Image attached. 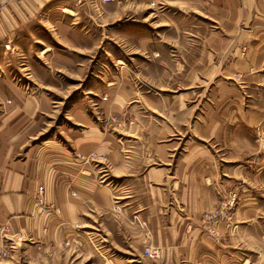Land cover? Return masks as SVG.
Here are the masks:
<instances>
[{"label":"rangeland","instance_id":"374dc122","mask_svg":"<svg viewBox=\"0 0 264 264\" xmlns=\"http://www.w3.org/2000/svg\"><path fill=\"white\" fill-rule=\"evenodd\" d=\"M207 2L50 1L11 48L0 47V116L16 114L11 105L23 94L50 98L30 144L51 139L47 151L61 158H70L75 147L90 159L101 156V162L88 164L90 178L112 172L113 152L131 162V173L151 164L166 167L160 155L170 152L176 162L198 145L195 122L205 115L200 105L209 79L200 78L198 63L220 31ZM252 161L261 164L257 156ZM238 171L229 184V192L239 190L230 219H203L220 207L227 191L200 222L153 235L148 218L114 198L104 213L88 215L92 223L81 218L71 225L83 243L67 244L65 237L63 246L79 249L76 260H66L65 248L49 255L42 240L18 236L0 264H134L127 258L139 259L146 246H158L163 254L157 260L143 254L141 264H264V172ZM133 190L147 198L141 185ZM176 191L183 194L182 187ZM177 213L186 216L183 209Z\"/></svg>","mask_w":264,"mask_h":264},{"label":"crops","instance_id":"0c3cea01","mask_svg":"<svg viewBox=\"0 0 264 264\" xmlns=\"http://www.w3.org/2000/svg\"><path fill=\"white\" fill-rule=\"evenodd\" d=\"M50 1L0 0V47L11 48L13 40ZM207 3L220 31L198 63V74H203L199 77L209 79L207 97L200 105L205 115L195 122L198 145L189 147L176 162L172 152L160 155L166 167L151 164L133 173L128 168L131 162L113 152L109 157L112 172L90 178L93 170L76 160V147L70 158H61L47 151L51 139L30 144L39 135L43 112L51 100L23 94L11 105L16 114L0 116L1 225L10 226L12 234L25 236L24 240H42L49 255L57 251L61 254L65 248L66 260L74 261L79 249L63 246L64 241L83 242L71 225L81 218L92 223L88 215L104 213L114 198L123 209L139 213L138 218H148L153 235L160 231L172 234L175 224L200 222L203 212L216 206L229 190L238 169L250 170L253 175L264 172V0ZM257 138L262 145H257ZM253 156L258 157L260 165L254 164ZM239 161L246 162L238 165ZM133 180L142 186L146 199H139L138 192L134 196ZM39 186L46 187L49 202L62 208L59 215L39 211ZM181 187L183 194L176 191ZM178 209L185 210L186 216H179ZM3 243L0 237V246ZM53 256L55 261L57 255ZM143 258L141 254L139 259L127 261L141 264Z\"/></svg>","mask_w":264,"mask_h":264},{"label":"built area","instance_id":"2783aa9c","mask_svg":"<svg viewBox=\"0 0 264 264\" xmlns=\"http://www.w3.org/2000/svg\"><path fill=\"white\" fill-rule=\"evenodd\" d=\"M3 6L2 4H0ZM76 160H81L83 164H89L91 160L101 162L102 157L96 154H93L90 157H86L83 154L76 152L75 155ZM37 207L39 211L42 214H48V216H54L55 214L59 215L62 211V208H60L58 205L51 203L47 199V193H46V187L45 186H39L37 189ZM239 190L235 188L234 190H230V192L227 194V197L225 200L221 201V205L219 208H216L215 211L207 212L203 219L208 221H218L219 218H231V212L233 211V208L238 200ZM145 222H142V225H144ZM45 233H48V228L46 227ZM21 237L20 234H12L11 228L8 225H1L0 224V237L4 241L3 245L0 246V257L2 258H8L10 255V248H13V246L16 244L17 237ZM71 241H67V244H69ZM73 242V241H72ZM13 245V246H10ZM10 246V247H9ZM142 253L145 257L151 260H157L162 257V250L160 247H154V246H146Z\"/></svg>","mask_w":264,"mask_h":264}]
</instances>
